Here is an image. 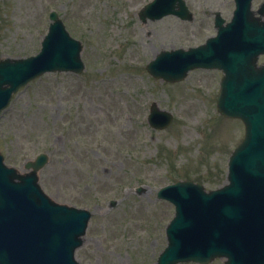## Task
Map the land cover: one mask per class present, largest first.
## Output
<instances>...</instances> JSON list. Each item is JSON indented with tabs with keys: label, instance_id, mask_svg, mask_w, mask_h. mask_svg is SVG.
Segmentation results:
<instances>
[{
	"label": "rangeland",
	"instance_id": "1",
	"mask_svg": "<svg viewBox=\"0 0 264 264\" xmlns=\"http://www.w3.org/2000/svg\"><path fill=\"white\" fill-rule=\"evenodd\" d=\"M148 1L0 0V57L36 54L52 9L83 44L81 74L40 76L0 116L6 162L21 168L48 151L40 172L46 193L94 212L76 252L83 264L155 262L174 215V206L157 198L159 187L184 174L206 188L222 184L244 136L240 120L216 109L221 72L197 69L170 83L146 70L156 52L204 42L215 33L211 12L229 19L234 0H186L194 21L169 15L143 22L138 10ZM154 101L174 115L165 129L147 122Z\"/></svg>",
	"mask_w": 264,
	"mask_h": 264
},
{
	"label": "water",
	"instance_id": "2",
	"mask_svg": "<svg viewBox=\"0 0 264 264\" xmlns=\"http://www.w3.org/2000/svg\"><path fill=\"white\" fill-rule=\"evenodd\" d=\"M170 12L185 17L187 10L183 0H156L154 4H150L145 8L143 16L150 15L156 18ZM51 16L56 19V22L51 24L50 33L44 41L43 50L37 57L14 63L10 59L0 60V108L8 103L14 89L28 78L45 70L55 68L71 69L77 65V58L75 57L77 47L75 43L63 27L60 29L56 13L53 12ZM262 27H264V24L255 27V32L260 31L259 36L256 35V37L264 46V28ZM212 44H216V42ZM206 49L207 51H204V54L209 56L213 48L207 47ZM177 57L182 56L177 53ZM79 68L81 67H77V69ZM156 68L160 67L157 66ZM250 70L252 68H235L234 71L231 68L227 69L229 74L226 80H230L232 75H238L239 78L249 75L250 79L246 80L244 84H249V87L251 84L252 90L239 92L237 98L244 103L252 102V96L257 99L261 87L255 83L257 77L252 76L253 72ZM262 92L264 93L263 88ZM259 94L261 95V93ZM233 114H235V111H233ZM236 159L242 173L256 174L259 169L264 170V120L263 124L260 125L259 119L255 121L251 119L249 136L245 146L238 152ZM245 176L246 174L242 175V177ZM11 178L12 175L7 170L2 169V174L0 172V206L21 199H30L22 197V193L24 196L34 193L35 197L40 199H32L40 202L44 210L45 206L49 209V215L44 220V226L50 231V234L53 233L51 235L53 239L46 237L47 233L41 227V230L44 231L43 236L41 238L33 236L35 241L38 240V242L33 243V246L47 249L52 256H68L71 247L78 243L77 234L82 230L85 223L84 212L54 206L47 202L42 195L40 197L35 188L30 186L28 188L24 184H15ZM5 193L9 194L11 199L6 200ZM222 195L230 197L229 204L227 203L226 206L219 209L212 208L203 220L193 223L195 225L193 226L194 231L191 233L190 244L196 250L186 257L197 258L201 262H206L216 256L226 255L229 257L226 264H264V201L259 202L254 199V196L249 198V195L244 194L238 185L226 191L211 193L204 196L203 199L205 201L214 200L215 198H221ZM21 202L24 204L22 200ZM25 209H27L26 205ZM179 219L180 216L178 221ZM205 223L209 228L202 230V228H205ZM11 227L15 228L16 222L11 221L9 216H5V220L0 219V229L15 236L16 232L12 231ZM177 228L178 222L175 225V229ZM56 229H61L60 237L54 233ZM11 241L12 239L9 240L10 243ZM221 242L222 245H219ZM176 249V244H173L166 258H170ZM177 259V257H173L162 261L160 264H173Z\"/></svg>",
	"mask_w": 264,
	"mask_h": 264
}]
</instances>
